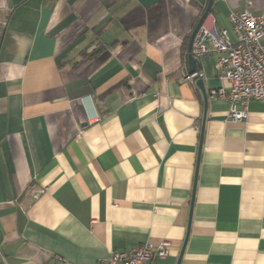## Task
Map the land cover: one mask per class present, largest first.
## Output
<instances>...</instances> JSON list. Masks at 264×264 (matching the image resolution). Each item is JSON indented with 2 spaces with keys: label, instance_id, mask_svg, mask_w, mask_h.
Wrapping results in <instances>:
<instances>
[{
  "label": "crops",
  "instance_id": "1",
  "mask_svg": "<svg viewBox=\"0 0 264 264\" xmlns=\"http://www.w3.org/2000/svg\"><path fill=\"white\" fill-rule=\"evenodd\" d=\"M209 0H0V264H264V103L228 119L217 54L183 49ZM206 19L234 40L230 12ZM184 249V250H183ZM183 250V256H180Z\"/></svg>",
  "mask_w": 264,
  "mask_h": 264
},
{
  "label": "built area",
  "instance_id": "2",
  "mask_svg": "<svg viewBox=\"0 0 264 264\" xmlns=\"http://www.w3.org/2000/svg\"><path fill=\"white\" fill-rule=\"evenodd\" d=\"M228 20L234 40L226 29L217 30L204 22L194 39L192 55L198 61L218 55L214 68L228 87L213 91L212 96L227 101L230 105L228 119L241 123L248 119L252 102L264 103V15H255L250 10L232 11ZM200 76L197 71L189 77L196 81ZM170 247L167 241L159 246L145 243L130 250L111 252L100 264H150L154 258L169 256Z\"/></svg>",
  "mask_w": 264,
  "mask_h": 264
},
{
  "label": "water",
  "instance_id": "3",
  "mask_svg": "<svg viewBox=\"0 0 264 264\" xmlns=\"http://www.w3.org/2000/svg\"><path fill=\"white\" fill-rule=\"evenodd\" d=\"M214 0H209L208 2V6L205 9V11L203 12V14L201 15L197 25L195 26L191 36H190V40H189V46H188V51H187V55H188V75L192 76L195 75L197 73V64H198V60H196L193 55H192V46H193V42L194 39L196 37V34L198 32V30L200 29V27L202 26V24L206 21L207 17L210 14V11L212 9ZM196 86L198 87V89L201 91L203 98H204V116H203V121H202V130H201V143H200V150H199V154H201L202 151V141H203V136H204V127L206 124V115H207V107H208V95L204 86V80L203 78L200 76L197 80H196ZM184 250V249H183ZM183 250L180 256V260L183 256Z\"/></svg>",
  "mask_w": 264,
  "mask_h": 264
},
{
  "label": "trees",
  "instance_id": "4",
  "mask_svg": "<svg viewBox=\"0 0 264 264\" xmlns=\"http://www.w3.org/2000/svg\"><path fill=\"white\" fill-rule=\"evenodd\" d=\"M203 12H204V10H203ZM203 14V13H202ZM201 14V15H202ZM183 58H184V60L185 61H187L188 60V55H187V51H188V44H186V46H185V48L183 49Z\"/></svg>",
  "mask_w": 264,
  "mask_h": 264
},
{
  "label": "rangeland",
  "instance_id": "5",
  "mask_svg": "<svg viewBox=\"0 0 264 264\" xmlns=\"http://www.w3.org/2000/svg\"><path fill=\"white\" fill-rule=\"evenodd\" d=\"M202 13H203V12H202ZM202 13H201V14H202ZM192 32H193V31H192Z\"/></svg>",
  "mask_w": 264,
  "mask_h": 264
}]
</instances>
